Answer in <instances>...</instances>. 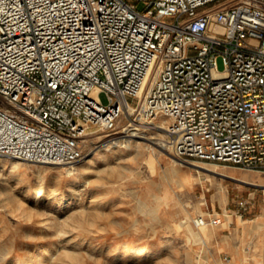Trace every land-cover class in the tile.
Wrapping results in <instances>:
<instances>
[{
	"label": "built area",
	"instance_id": "1",
	"mask_svg": "<svg viewBox=\"0 0 264 264\" xmlns=\"http://www.w3.org/2000/svg\"><path fill=\"white\" fill-rule=\"evenodd\" d=\"M127 107L178 161L264 171V0H0V153L78 162Z\"/></svg>",
	"mask_w": 264,
	"mask_h": 264
},
{
	"label": "rangeland",
	"instance_id": "2",
	"mask_svg": "<svg viewBox=\"0 0 264 264\" xmlns=\"http://www.w3.org/2000/svg\"><path fill=\"white\" fill-rule=\"evenodd\" d=\"M216 63L224 67L221 56ZM123 122L126 114L114 129L89 127L75 163L0 154V264H264V171L176 164L161 143L127 146L134 136L119 131ZM214 214L219 224L196 226V216Z\"/></svg>",
	"mask_w": 264,
	"mask_h": 264
},
{
	"label": "bare ground",
	"instance_id": "3",
	"mask_svg": "<svg viewBox=\"0 0 264 264\" xmlns=\"http://www.w3.org/2000/svg\"><path fill=\"white\" fill-rule=\"evenodd\" d=\"M153 80H154V77H153ZM145 84H144V86H145ZM144 86L142 88V93H143ZM124 110H125L124 113L126 115H128V113L130 112L131 108L130 107H127ZM131 124L133 125V127L130 128V126H128L129 124H126L125 122L119 123V126L121 127L119 129V131L126 132V131H129L130 130L131 131L130 134L134 136L133 138H131V139L128 140V142L126 143L127 146H135V147H137L140 142H143V143H147L148 145H151L152 143H159V144L161 143L160 145H166V146H169V148H170V145L166 142L167 132H166V129H165V127H164V125H163V123H162L161 120H158V122L155 121V123H153V122H146L144 120H139V121H136V122H132ZM136 128L138 130H136ZM147 128H151V129L157 130L160 133V137L157 136V135H154L153 133H150V131H149V133L148 132H145V130ZM114 139L115 138L108 139L105 142L106 143L105 144V146H106L105 148H109V146L115 144ZM0 154H5V153H0ZM5 155L8 156V157L16 158V157H13V156L8 155V154H5ZM115 157H117V154H114V156L113 157H110V158L113 159ZM102 158H103V160H105L108 157L107 156H104ZM172 159H173V162H175L176 164H188V163H192V162H188V163H186V162L185 163L184 162H179L177 159H175L173 157H172ZM0 161L3 162L2 165H4V164L6 165V163H5L6 159H0ZM93 165H95V159L93 157H89V165H85L84 168H85V170H89V168L91 166H93ZM197 166L203 167V165H201V164L200 165H197ZM176 170H177V167H174V171H176ZM196 226L199 227L200 229H203L205 227V225H196ZM200 233H201V231H200ZM204 233H205V231H204ZM52 252H53L52 251V248L47 249L46 254L45 255H42L40 257V261H43L44 258L46 259L47 257L51 256ZM65 254L67 256L73 257L76 254V252L75 251H70V249H69V250H66L65 251Z\"/></svg>",
	"mask_w": 264,
	"mask_h": 264
},
{
	"label": "crops",
	"instance_id": "4",
	"mask_svg": "<svg viewBox=\"0 0 264 264\" xmlns=\"http://www.w3.org/2000/svg\"><path fill=\"white\" fill-rule=\"evenodd\" d=\"M224 247H227V246H224Z\"/></svg>",
	"mask_w": 264,
	"mask_h": 264
}]
</instances>
